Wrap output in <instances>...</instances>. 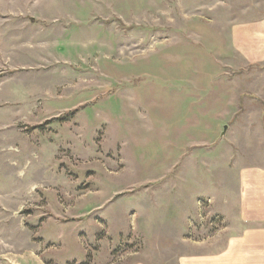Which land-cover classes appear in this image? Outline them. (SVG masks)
Here are the masks:
<instances>
[{
  "label": "rangeland",
  "instance_id": "rangeland-1",
  "mask_svg": "<svg viewBox=\"0 0 264 264\" xmlns=\"http://www.w3.org/2000/svg\"><path fill=\"white\" fill-rule=\"evenodd\" d=\"M264 0H0V264H176L248 225ZM226 131L223 135V128Z\"/></svg>",
  "mask_w": 264,
  "mask_h": 264
},
{
  "label": "crops",
  "instance_id": "crops-1",
  "mask_svg": "<svg viewBox=\"0 0 264 264\" xmlns=\"http://www.w3.org/2000/svg\"><path fill=\"white\" fill-rule=\"evenodd\" d=\"M230 34L232 49L244 63L264 66V20L234 25ZM240 175L239 217L249 228L230 237L218 253L181 255L176 264H264V167H243Z\"/></svg>",
  "mask_w": 264,
  "mask_h": 264
},
{
  "label": "water",
  "instance_id": "water-1",
  "mask_svg": "<svg viewBox=\"0 0 264 264\" xmlns=\"http://www.w3.org/2000/svg\"><path fill=\"white\" fill-rule=\"evenodd\" d=\"M226 131V127L223 128V135H224V132Z\"/></svg>",
  "mask_w": 264,
  "mask_h": 264
}]
</instances>
